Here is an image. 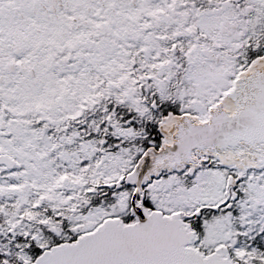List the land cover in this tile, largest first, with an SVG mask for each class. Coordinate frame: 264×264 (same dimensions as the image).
<instances>
[{
  "label": "snow or ice",
  "instance_id": "1",
  "mask_svg": "<svg viewBox=\"0 0 264 264\" xmlns=\"http://www.w3.org/2000/svg\"><path fill=\"white\" fill-rule=\"evenodd\" d=\"M0 264H264V0H0Z\"/></svg>",
  "mask_w": 264,
  "mask_h": 264
}]
</instances>
